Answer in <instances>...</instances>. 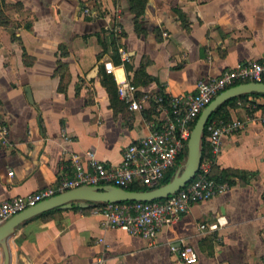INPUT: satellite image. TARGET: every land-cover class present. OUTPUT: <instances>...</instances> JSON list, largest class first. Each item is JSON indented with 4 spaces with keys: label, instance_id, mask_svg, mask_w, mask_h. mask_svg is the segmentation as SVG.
<instances>
[{
    "label": "crops",
    "instance_id": "crops-1",
    "mask_svg": "<svg viewBox=\"0 0 264 264\" xmlns=\"http://www.w3.org/2000/svg\"><path fill=\"white\" fill-rule=\"evenodd\" d=\"M0 11V202L71 175L73 153L120 163L130 142L161 123L143 92L192 93L200 79L264 59V0H149L139 24L129 0H0ZM108 76L117 90L123 78L139 87L140 109L119 92L112 99ZM249 100L264 105L262 96ZM247 111L241 102L232 117ZM225 169L235 172L229 189L193 204L154 239L106 226L92 202H81L15 229L11 264L101 256L106 264H185L174 245L193 247L198 264H264V123L223 137L212 174Z\"/></svg>",
    "mask_w": 264,
    "mask_h": 264
},
{
    "label": "built area",
    "instance_id": "built-area-1",
    "mask_svg": "<svg viewBox=\"0 0 264 264\" xmlns=\"http://www.w3.org/2000/svg\"><path fill=\"white\" fill-rule=\"evenodd\" d=\"M119 51L124 57H128L124 47H120ZM106 69L107 72H113L114 66H107ZM263 80L264 59L250 60L226 69L219 76L200 79L197 91L192 93L143 92L142 99H153L156 103V109L161 115L159 128L130 142L123 149V158L118 164L105 163L90 149L84 155L73 153L71 175L63 176L55 185L1 201L0 224L29 206L79 185H156L177 164L187 145L193 123L216 95L239 82ZM137 91L139 87L127 78L118 80L119 95L130 103L132 109L141 107ZM253 121L264 123V107L250 105L243 118H214L208 121V153L204 156L196 176L176 193L156 200L92 202V213L100 215L106 226L121 227L129 233L154 239L161 227L173 223L182 214L189 212L193 204L208 200L230 188L228 181L219 180L212 174V166L222 151L223 137L236 133ZM3 131L6 132L7 129L4 127ZM66 139L70 137L66 136ZM185 156L184 154L182 160ZM10 173L13 174V171ZM221 224L222 220L219 219L209 228L217 229ZM199 228L201 231L206 230V224L200 223ZM173 249L179 251L180 259L185 264H198L199 256L193 247L174 245ZM95 264H106L105 257L98 258Z\"/></svg>",
    "mask_w": 264,
    "mask_h": 264
},
{
    "label": "water",
    "instance_id": "water-1",
    "mask_svg": "<svg viewBox=\"0 0 264 264\" xmlns=\"http://www.w3.org/2000/svg\"><path fill=\"white\" fill-rule=\"evenodd\" d=\"M28 91V95L32 99L31 92L29 89ZM255 92L264 93V81H246L235 84L221 91L206 105L191 131L187 142V155L168 182L154 188L141 190L129 189L113 183L83 184L57 193L11 216L0 224V249L3 264H11L12 252L9 239L15 229L44 211L60 206H70L77 201L84 203L162 199L185 187L200 169L204 158L206 125L213 112L232 97Z\"/></svg>",
    "mask_w": 264,
    "mask_h": 264
},
{
    "label": "trees",
    "instance_id": "trees-1",
    "mask_svg": "<svg viewBox=\"0 0 264 264\" xmlns=\"http://www.w3.org/2000/svg\"><path fill=\"white\" fill-rule=\"evenodd\" d=\"M148 1L149 0H129V2L131 3V10L134 13V19H135V22L137 24H139V17L142 14H144V12H145V8H146V5H147ZM0 22H4V20L0 19ZM138 29L140 30V27ZM63 53H66V52H63ZM117 54H118V52H117ZM117 62H119V58L118 57H117ZM64 66H65V63L64 62H60L58 64L57 70L63 69ZM147 81L148 80H144L143 82L146 83ZM106 84H107L108 90L111 93L112 99L115 101V99L117 97L118 90H117V86H116V82H115L114 77L113 76H108ZM63 88H64V86H63ZM63 88H61V89H63ZM259 96L264 97V93H256L255 92V93H247V94H242V95H239V96L232 97V98L226 100L224 103H222L213 112V114L211 115L209 121H211L214 118H226V119L231 118L232 114H233V111L239 106V103H241V102L244 103L245 107H248V110H249L250 105L252 106L254 104H256V107H258V108L259 107H264V105H260L259 103H256L255 101L249 100L250 97H259ZM247 101L249 103H247V105H246ZM195 123H196V121H195ZM195 123H193L192 127H194ZM208 149H209L208 141L206 139V133H205V147H204V155L203 156H206V154L208 153ZM184 154L187 155V145L185 146V150L183 152V155ZM183 155H181L179 157V159L177 161V164L175 166H173L171 169H169L167 171V173L165 174V176L163 177V179L159 183H157L156 185L149 186V185L141 184V183H133V184L127 186V188L134 189V190L150 189V188H154V187L160 186V185L168 182L173 177L175 171L177 170V168L182 163ZM233 173H235V172L232 171V170H229V169H225V170H221V172L219 174H215L214 176L216 178H218L219 180H226L229 183H232V181L230 179V175H232ZM81 202H83V201L74 202L72 204V206L77 208V207H79V204ZM59 209H60V207H56V208L44 211V212L40 213L39 215H37L36 218H42V219L47 218V217L51 216L53 213H55L56 211H58ZM198 256H199V253H198Z\"/></svg>",
    "mask_w": 264,
    "mask_h": 264
}]
</instances>
